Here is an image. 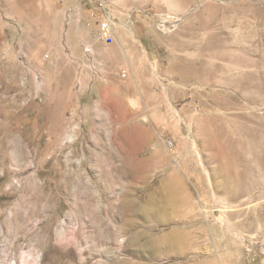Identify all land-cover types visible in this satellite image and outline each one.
<instances>
[{
    "label": "rangeland",
    "instance_id": "rangeland-1",
    "mask_svg": "<svg viewBox=\"0 0 264 264\" xmlns=\"http://www.w3.org/2000/svg\"><path fill=\"white\" fill-rule=\"evenodd\" d=\"M0 264H264V0H0Z\"/></svg>",
    "mask_w": 264,
    "mask_h": 264
},
{
    "label": "built area",
    "instance_id": "built-area-1",
    "mask_svg": "<svg viewBox=\"0 0 264 264\" xmlns=\"http://www.w3.org/2000/svg\"><path fill=\"white\" fill-rule=\"evenodd\" d=\"M97 38L106 44H113L116 40V33L114 31L111 20L108 16L100 18L99 27L97 31ZM166 145L172 149L174 147L173 143L168 141Z\"/></svg>",
    "mask_w": 264,
    "mask_h": 264
},
{
    "label": "crops",
    "instance_id": "crops-1",
    "mask_svg": "<svg viewBox=\"0 0 264 264\" xmlns=\"http://www.w3.org/2000/svg\"><path fill=\"white\" fill-rule=\"evenodd\" d=\"M26 2H27V4H28V7L29 8H31V7H34V5H35V3H36V0H26ZM74 17V15H72L71 16V19H69V21H70V25H72L73 24V18Z\"/></svg>",
    "mask_w": 264,
    "mask_h": 264
}]
</instances>
